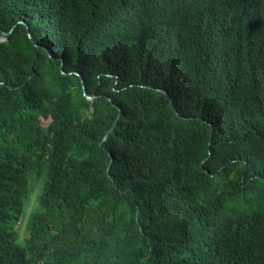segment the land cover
Segmentation results:
<instances>
[{
    "label": "trees",
    "instance_id": "1",
    "mask_svg": "<svg viewBox=\"0 0 264 264\" xmlns=\"http://www.w3.org/2000/svg\"><path fill=\"white\" fill-rule=\"evenodd\" d=\"M0 264H264V0H0Z\"/></svg>",
    "mask_w": 264,
    "mask_h": 264
},
{
    "label": "rangeland",
    "instance_id": "2",
    "mask_svg": "<svg viewBox=\"0 0 264 264\" xmlns=\"http://www.w3.org/2000/svg\"><path fill=\"white\" fill-rule=\"evenodd\" d=\"M36 193H37V189L34 190L32 198H31V200H30V202H29V204H28V206H27V208L25 210V214H24L20 224L17 226V233H18V239L19 240H23V239H25L27 237V233L25 231L24 225H25V221H26L27 215H28V213H29V211H30V209L32 207V201H33V198L36 195Z\"/></svg>",
    "mask_w": 264,
    "mask_h": 264
}]
</instances>
